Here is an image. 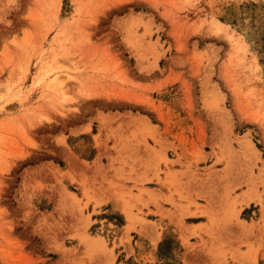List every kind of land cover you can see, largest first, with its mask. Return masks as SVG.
<instances>
[{
    "label": "rangeland",
    "instance_id": "1",
    "mask_svg": "<svg viewBox=\"0 0 264 264\" xmlns=\"http://www.w3.org/2000/svg\"><path fill=\"white\" fill-rule=\"evenodd\" d=\"M0 264H264V0H0Z\"/></svg>",
    "mask_w": 264,
    "mask_h": 264
},
{
    "label": "crops",
    "instance_id": "2",
    "mask_svg": "<svg viewBox=\"0 0 264 264\" xmlns=\"http://www.w3.org/2000/svg\"><path fill=\"white\" fill-rule=\"evenodd\" d=\"M167 154H168V157L170 159L175 160L176 156L171 150H168ZM171 155H173V156L171 157ZM96 159H94V161ZM102 164H103V171L108 170V172H109L110 171L109 170L110 165L106 164L104 158L102 159ZM170 168L172 169L173 172L180 170V167L177 164H172L170 166ZM123 174H127V167L126 166H116V167H114V169H111L110 176H111V179L113 181V185L104 183L101 186L102 190H100V192H98V197L102 200V204L99 206V208H97V211H99L100 213L98 215H93L92 220H103V218H104L103 214L105 212L118 213L120 216H122V218L124 220V223H123V230H124V228L130 223L128 216H127L128 213L137 214L138 216H140L141 213L139 211H137V209L134 208V206H133V203H135L137 198L140 196V195H138L139 194L138 187L137 188L134 187L133 182H131L130 180H126V178H122L121 176ZM226 176H227V174H224V173L219 175V177H224V178ZM241 179H242V177L239 176L238 179H233V180L236 181L237 183H239ZM114 184H116L115 187H113ZM121 186L131 188V191L136 195L137 198L136 197L131 198V197L125 195L123 191H125L126 188H121ZM144 187L149 188V189L153 188L156 190L160 189L164 193H167L165 188H163L162 186L155 185V184H153V185L152 184H144ZM245 188H246L245 185L242 184L241 186H239V188H237L236 191L240 192L241 190H245ZM146 196H147V194H142V197H146ZM160 204L166 210H171V211L175 210V208L173 206L166 204L165 202H161ZM89 205H90V207H93L94 203L92 202ZM106 207H109V208H106ZM148 207L150 210H153V211L156 210V208L153 207L151 204ZM143 212H144V214L142 216L146 217L148 220L155 221L156 225L145 224L142 227L139 224H135L136 228L137 229L144 228L147 232V235H141V236H143L145 239L147 238L148 240L150 239V236L156 237L157 243H159L165 234V230L168 227L167 226L168 222L165 220V218L164 219L159 218L161 216H158L155 219L154 218L151 219L149 216L150 214L148 213L147 208H145V207H143ZM167 212H169V211H167ZM163 220L165 222H163ZM205 223H207L206 220L187 221V219L185 218V224L187 225V227H184L183 228L184 230H182L178 233V237L180 238L182 244L185 247L184 254L186 253V255L189 258H190V256L193 257L196 253L201 254L202 252L197 251L195 254H191L189 256V253L191 251L189 250V248L187 249V243L185 242L184 239L187 238L189 242H193V243L199 242L200 240L198 239V237L196 235H194L193 232L195 231V229H200V228H197L195 226H198L200 224H205ZM223 229H225V228H223ZM133 230H136V229H133ZM134 233L135 232H131V236L134 237Z\"/></svg>",
    "mask_w": 264,
    "mask_h": 264
},
{
    "label": "bare ground",
    "instance_id": "3",
    "mask_svg": "<svg viewBox=\"0 0 264 264\" xmlns=\"http://www.w3.org/2000/svg\"><path fill=\"white\" fill-rule=\"evenodd\" d=\"M218 23V22H217ZM222 27H221V25L220 24H218V28L217 29H221ZM55 80H57L56 79V77H55ZM69 193H71V191H69ZM73 195V194H72ZM86 242V241H85ZM87 243L88 244H90L91 246H92V244L94 245V246H96V245H103V239L102 238H94V239H92L91 238V240L89 239V238H87Z\"/></svg>",
    "mask_w": 264,
    "mask_h": 264
}]
</instances>
